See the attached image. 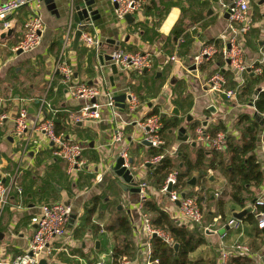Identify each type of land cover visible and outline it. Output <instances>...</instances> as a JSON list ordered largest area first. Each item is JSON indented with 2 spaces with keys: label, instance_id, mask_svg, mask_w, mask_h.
<instances>
[{
  "label": "crops",
  "instance_id": "1",
  "mask_svg": "<svg viewBox=\"0 0 264 264\" xmlns=\"http://www.w3.org/2000/svg\"><path fill=\"white\" fill-rule=\"evenodd\" d=\"M6 1L0 0V3ZM92 1L99 15L96 21L88 23L86 31L100 40L98 53L85 48L81 41L78 48L74 47L79 26L73 21L74 8L83 5L85 0H54L56 8L52 10L43 0L46 29L41 45L28 53L14 52V49L23 39V28L30 18L29 9L21 8L9 18L10 24H14L11 36L1 35L4 28L0 23V114L6 117L0 125V180L7 185L16 183L23 190L21 197L15 191L9 206L0 210V262L4 264L12 263L29 251L35 229L32 220L39 215L41 206L55 202L72 208L69 231L77 238L74 237L71 256L54 251L52 257L45 259L48 264H96L102 260L111 264L113 235L101 233V230L122 217H129L133 223L134 264H148L149 240L138 209L139 194L132 192V187L121 182L113 172L121 151V146L112 143L115 128L124 129L125 145L130 160H133V176L139 183L146 182L150 172L148 160L152 148L144 144V130L140 124L152 112L184 119L180 128L186 129L185 135L190 141L179 140L180 128L170 131L165 141L170 149L179 147L180 155L188 153L192 160H196L195 148L200 146L197 143L187 146L192 143L193 125L200 123L204 127H213L223 122L232 134L238 136L236 126L240 116L244 113L255 115L253 106L242 104L239 98L228 101L223 95L210 91L208 80L221 71L233 73L229 78L224 76L227 87L233 77L238 84L240 81V76L221 54L202 66H196L194 62V57L204 46L224 47L229 18L223 7L235 0H218L219 3L214 0H141L142 8L133 15L132 23L117 20L111 0ZM249 4L252 29L245 39V58L251 64L264 53V12L263 0H249ZM69 26H72L71 47L63 55L61 50ZM184 41L189 45L180 55L179 47ZM119 49L131 54H150L152 68L138 74L124 72L109 60L100 62V55L111 56ZM61 56L73 68L77 82L99 90L104 88L119 96L133 91L141 101L135 113L129 112L126 100L120 102L124 108L117 107L116 116L104 107L98 121L78 124L70 118L67 138L80 142L85 148V167L75 175H68L66 164L54 157L52 144L34 128L36 122L48 118L51 109L69 114L84 105L83 101L69 94L55 71ZM173 56L178 57L177 61L171 60ZM262 88L264 90V84ZM97 103L103 105L105 98L99 97ZM23 106L29 111V127L23 138H19L16 118ZM176 109L178 114H174ZM189 116L191 121H188ZM259 120L263 123L264 117ZM256 154L264 171L263 141H260ZM200 187L195 186L193 192H198ZM204 187L217 196L216 202L219 197L224 200L227 218L232 216L235 220L233 214L244 210L230 204L229 183L219 173H214ZM253 192L258 198L264 193V186L253 189ZM148 199L178 221L180 204L173 203L167 194L150 187ZM216 202L210 204L214 209H211L213 219L208 226L219 224L215 230L218 232H207L208 245L200 248L193 257H209L222 243L230 247L237 242L248 245L251 240L253 233L248 224H243L241 230L226 229L220 221ZM245 209L254 212L255 205H248ZM204 226L208 228L205 223ZM59 246V242L55 243L52 251Z\"/></svg>",
  "mask_w": 264,
  "mask_h": 264
},
{
  "label": "built area",
  "instance_id": "2",
  "mask_svg": "<svg viewBox=\"0 0 264 264\" xmlns=\"http://www.w3.org/2000/svg\"><path fill=\"white\" fill-rule=\"evenodd\" d=\"M111 1L115 5V15L119 21L126 20L127 15H135L143 5L141 0ZM24 7L29 9L30 18L24 25L23 39L14 49V52L28 53L37 49L41 45L43 34L46 29L42 12L43 0H8L0 3V23L4 29L9 27V18ZM250 9L249 0H235L231 5L224 6L223 10L225 13L230 11L227 32L224 34V47L219 49L214 45H206L194 57L196 66H202L212 62L218 54H221L223 60L240 76L239 84L235 90L227 87V80L220 73L213 75L207 82L212 93L221 94L228 101L237 100L239 91L245 84L243 75L246 72L250 71L256 74H261L262 67H264V53H262L260 59L251 64H249L245 58V39L252 29ZM86 27L87 26H78V30L82 31L80 41L85 48L98 53L101 48V42L95 35L87 32ZM71 30L72 26H69V32L64 40L61 50V54L63 55L71 47ZM111 56L112 63L124 72L142 74L144 71L150 70L153 66V59L150 54H131L125 50L119 49L115 50ZM177 59V56L171 57L173 62L177 61ZM55 71L61 76L62 83L68 89L69 94L73 98L84 102L82 108L77 112L70 113L72 122L79 124L98 121L101 119L102 109L104 107L109 108L114 113V116H116L118 108L115 95L112 92L104 88L103 90H99L86 83L77 82L73 68L65 60H62V56L56 64ZM126 95L130 97V100H127L129 112H137L141 106L140 98L133 92H128ZM101 96L105 98V103L103 105L97 103V99ZM93 101H95V103H93ZM56 113L57 111L51 109L50 114L52 116ZM161 114L162 113L160 112L158 115L150 116L140 124L144 130L143 141L151 144L152 148H159L164 145V141L159 134L161 128ZM28 118V108L23 106L16 118V133L19 138H23L28 130ZM5 119L6 117L3 114H0V125L3 124ZM34 128L38 132H41L45 139L52 144L54 157L62 160L66 164V172L68 175H75L78 171L84 169V146L80 142L71 141L64 134H58L52 118L48 117L45 120L36 122ZM196 135L199 143L207 144L216 151H223L226 148V133H219L217 136L212 137L205 134V127L203 126L202 128L197 129ZM112 143L113 145L121 146L119 157L124 160V167L130 170L133 174L134 171L132 165L129 164V150L128 146L125 145V134L122 127L117 126L115 128ZM167 153L171 157H177L178 153H180L179 147L171 148ZM163 158L164 155L155 157L148 162V164L156 165L160 163ZM177 176L178 173L173 172L168 177L162 192L167 194L173 203L180 204L178 221L181 224L203 227L204 213L198 204L197 199L193 197L182 198L177 191L168 192L170 185L174 187L177 184ZM137 184L140 189L138 209L140 210L142 223L149 240L147 244V251L149 253L148 264H151L150 255L152 251V239L155 236L163 238L173 248L175 242L168 235L156 231L153 228L150 216L145 212V204L149 200L150 187L143 181ZM15 191L20 197L22 196L23 190L19 185L16 183L7 185L0 180V210L9 206ZM263 205L264 193L257 198L255 207ZM72 214V208L61 202L41 206L39 215L32 220L35 229L29 251L26 254L15 258L10 264H40L42 260H45L48 256L52 255L54 251L71 256L74 235L69 231V226ZM258 226L260 229L264 228L263 216L260 217ZM225 227H229L233 230H241L243 222L231 220ZM205 231L211 232L209 228H205ZM217 232L218 231H215V233ZM101 233H105V231L101 230ZM57 242H59L60 246L52 251L54 244ZM237 255L252 256L259 264H263L264 262V250L259 254H251L248 245L237 242L230 247H227L223 243L221 244L219 264H230L232 257ZM0 264L4 263L0 262ZM96 264L108 263L105 260H102ZM124 264L131 263L125 262Z\"/></svg>",
  "mask_w": 264,
  "mask_h": 264
},
{
  "label": "trees",
  "instance_id": "3",
  "mask_svg": "<svg viewBox=\"0 0 264 264\" xmlns=\"http://www.w3.org/2000/svg\"><path fill=\"white\" fill-rule=\"evenodd\" d=\"M176 38L179 37L177 36ZM188 45L185 41L180 44V55H182L181 51ZM92 55L95 54L93 53ZM219 73L226 78H229L230 74L233 75L230 71H221ZM243 78L245 79V84L239 91L238 98L242 104L253 106L255 115L244 113L240 116L236 126V130L239 133L238 136L232 134L223 122L213 127H205V134L212 137L217 136L219 133L227 134L226 148L223 151H216L209 145L201 144L197 141L196 131L203 127L202 124L198 123L191 128L194 133L192 143L200 144V146L195 148L197 150L196 160H192L188 153L180 155L181 151L177 157H171L167 153L170 150V146L165 141V138L170 131L179 129L184 119L179 116L172 115L168 117L160 115L161 128L159 134L164 141V145L159 148H151L148 161L150 162L153 158L162 155H164V158L160 163L150 165L146 183L151 188L162 191L168 177L173 172H177V184L172 191H177L181 196L185 194L186 197L196 198L204 213V206L207 204L209 207L217 199V196L212 194L211 190L205 189L204 185L210 182L214 173H219L229 183L230 204L240 209H245L248 205H255L257 198L253 189H261L264 186V171L256 154L260 141H263L264 146V129L263 124L259 120L261 116L264 117V90L262 88L264 84V67H262L261 74L246 72ZM237 86L236 77H233V80L228 82V88L235 90ZM133 93L138 96L137 93ZM159 113L154 111L150 116L158 115ZM48 117L53 119L56 132L67 137L66 129L71 125L70 113L66 114L61 110L54 116L50 114ZM187 146L191 147L192 144ZM193 179H196V186H201L196 193L193 192L194 187L189 185ZM212 197H214V200ZM216 206L219 210L220 221L226 226L233 218L232 216L227 218L224 200L219 197ZM145 212L150 216L152 226L156 231L168 235L175 244L179 245V249L176 250L163 238L155 236L152 239L151 264H219L220 247L215 248L214 253L209 257L192 256L200 248L208 245L205 226L181 224L170 214L160 209L153 200L146 202ZM210 212L211 210L208 211L207 218L212 220ZM261 216L264 217V205L256 206L254 212H250L242 221L243 224H248L252 228L251 233L253 234L248 244L251 254H259L264 250V228L260 229L258 226ZM80 227L82 226L80 225ZM102 230L113 235L114 249L111 264H124L125 262L134 264L133 241L131 239L134 228L131 219L122 217ZM92 232L97 233L96 230H92ZM230 264L259 263L252 256L237 255L232 257Z\"/></svg>",
  "mask_w": 264,
  "mask_h": 264
},
{
  "label": "water",
  "instance_id": "4",
  "mask_svg": "<svg viewBox=\"0 0 264 264\" xmlns=\"http://www.w3.org/2000/svg\"><path fill=\"white\" fill-rule=\"evenodd\" d=\"M216 3H219L218 0H214ZM54 0H46V4L50 5V9H54L56 8L55 5H53ZM95 2L92 0H85V3L83 5H76L74 8V12L75 14L73 15V21L78 24L79 26H87L88 23L92 22V21H96V16H98L99 14V10H95L94 8ZM226 17L229 18L230 17V11L226 13ZM126 20L130 23H132L134 21V18L132 15H127L126 16ZM13 27L14 24L11 23L9 25V27L5 28L1 33V35H3V37L6 36H11L13 34ZM82 36V31L81 30H77L75 33V38H74V47L75 49L79 47L80 45V39ZM109 60L112 61V56H103L100 55L99 56V60L100 62L103 63V60ZM260 91V90H259ZM115 100L117 102V107L119 108H124V105H121L120 102H125L126 100H130V97L128 95H122L119 96L118 94L115 95ZM37 104H40L39 101L36 102ZM93 103H95V101H93ZM178 110L176 109L174 111V114H178ZM192 117H188V121H191ZM207 122H205L204 125H206ZM264 125V122L262 123ZM186 134V129L185 128H180L179 129V140L181 142H189L190 138L188 136L185 135ZM144 144L146 146H150L151 144L144 142ZM193 146L196 145V143H191ZM124 160L122 158H119V160L117 161V164L113 167V172L114 174L120 179L121 182L129 185L130 187H132V192H135L137 194L140 193V189L138 188V184L136 182L135 177L133 176V174L131 173L130 170H128L127 168L124 167ZM129 164L133 165V160H129ZM190 186L195 187L196 186V179H193L190 183ZM173 189V187L170 185L168 188V192H171ZM186 195L183 194L182 198H185ZM250 209H244L241 212H235L233 214V217L235 220L237 221H243L247 215L250 213ZM226 229H229V227H227ZM97 247H99V243H97ZM174 248L176 250L179 249V245L175 244ZM40 264H48V262L46 260H42Z\"/></svg>",
  "mask_w": 264,
  "mask_h": 264
},
{
  "label": "rangeland",
  "instance_id": "5",
  "mask_svg": "<svg viewBox=\"0 0 264 264\" xmlns=\"http://www.w3.org/2000/svg\"><path fill=\"white\" fill-rule=\"evenodd\" d=\"M213 210L214 208H212V207H208V205L206 204L205 206H204V219H205V221H204V223H205V225L209 228V230H211V232H214L215 230H217L219 227H220V225L219 224H215L214 226H208L209 224H211V222H210V220L207 218V213H208V211H210V210Z\"/></svg>",
  "mask_w": 264,
  "mask_h": 264
}]
</instances>
